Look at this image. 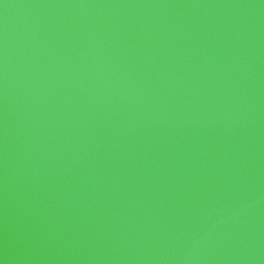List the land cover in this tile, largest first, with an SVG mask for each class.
<instances>
[{
	"label": "water",
	"instance_id": "1",
	"mask_svg": "<svg viewBox=\"0 0 264 264\" xmlns=\"http://www.w3.org/2000/svg\"><path fill=\"white\" fill-rule=\"evenodd\" d=\"M0 264H264V0H0Z\"/></svg>",
	"mask_w": 264,
	"mask_h": 264
}]
</instances>
